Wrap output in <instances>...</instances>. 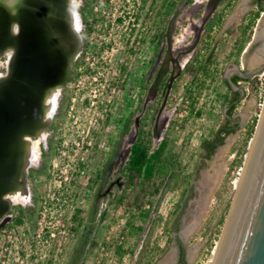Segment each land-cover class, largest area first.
Here are the masks:
<instances>
[{
    "label": "rangeland",
    "instance_id": "1",
    "mask_svg": "<svg viewBox=\"0 0 264 264\" xmlns=\"http://www.w3.org/2000/svg\"><path fill=\"white\" fill-rule=\"evenodd\" d=\"M175 1L166 13L169 0H83L87 46L43 136L32 138L38 153L27 166V191L0 227V264H168L178 237L188 264H211L244 172L247 128L264 100L263 73L241 77L235 85L243 90L224 78L239 74L235 64L261 66L252 42L264 0ZM171 56L180 69L165 97ZM162 61L164 76L154 83ZM234 89L239 99L228 111ZM236 123L203 160L201 140ZM139 128L152 148L168 143L166 171L151 186L129 182L125 170Z\"/></svg>",
    "mask_w": 264,
    "mask_h": 264
},
{
    "label": "water",
    "instance_id": "2",
    "mask_svg": "<svg viewBox=\"0 0 264 264\" xmlns=\"http://www.w3.org/2000/svg\"><path fill=\"white\" fill-rule=\"evenodd\" d=\"M213 7L210 5L202 17L195 43ZM75 18L72 0H0V56H9L6 73L0 77V227L8 220L12 204L7 195L27 191L31 141L41 135L51 119L47 115L50 105L45 100L55 85L62 89L71 80L72 65L82 47ZM14 24L18 25V33ZM263 27L259 18L252 42H259L253 48L255 54L264 45ZM251 44L244 50V61ZM178 61L179 57L165 97L179 73ZM235 65L242 78L264 71V60L255 70L242 71L240 64ZM224 79L230 88L235 85L229 77ZM252 138L255 140L249 150ZM249 142L241 167L245 168L244 174L239 190L234 191L211 264H264V100Z\"/></svg>",
    "mask_w": 264,
    "mask_h": 264
},
{
    "label": "trees",
    "instance_id": "3",
    "mask_svg": "<svg viewBox=\"0 0 264 264\" xmlns=\"http://www.w3.org/2000/svg\"><path fill=\"white\" fill-rule=\"evenodd\" d=\"M175 3H176L175 0H169V2L166 4V13L175 5ZM257 3L260 4L258 0ZM168 35L169 32L166 30L165 36L168 37ZM239 79L241 78L238 75H233L230 78L231 82H233L234 84H236ZM224 82L226 83L227 87L230 88L227 81L224 80ZM238 95H239V91L237 90L233 91L232 96L230 97L229 100V104L234 102L235 98ZM233 107L234 105L231 104L230 107L228 108V111H231ZM256 119L257 117H254L252 123L248 125L247 136L249 137L252 135ZM236 126L237 123L232 126H221L217 128V130L211 137L202 139L199 144L201 149L202 159L209 160L214 154L216 148L223 143L224 134L234 131ZM126 131H127V127L125 128V130L121 132V135H124ZM167 145H168L167 139L163 138L162 140L159 141L157 147L152 148L150 137L148 136V134H145L142 128H139L135 140L130 145L129 156L125 167L128 181L133 182L137 179H141V181L145 183L147 186H151L149 182L150 181L152 182L153 178L157 177L158 175L162 174V172L166 171L165 170L166 161L164 160L163 155L166 151ZM107 165H108V161L104 163L103 168L105 169ZM157 190L158 188L156 186V188H153V190L149 192L154 193ZM192 195H193V187L190 188L188 198L191 197ZM182 211L183 209L181 210L180 213H182ZM180 213L177 215V217L173 222L172 229L174 231H178ZM14 222L20 223L21 217L17 216L14 219Z\"/></svg>",
    "mask_w": 264,
    "mask_h": 264
},
{
    "label": "flooded vegetation",
    "instance_id": "4",
    "mask_svg": "<svg viewBox=\"0 0 264 264\" xmlns=\"http://www.w3.org/2000/svg\"><path fill=\"white\" fill-rule=\"evenodd\" d=\"M61 1V0H60ZM81 2H77V0H72L73 2V5H74V8H75V12H76V18L74 19V25L78 28V31L79 33L82 31V33L80 34L81 36V39H82V47L80 49V53H82L83 49L86 48L87 44L86 42H84V35H85V25L83 23V20H84V3H83V0H80ZM60 5V6H59ZM80 6V7H79ZM61 7V3H58V7L56 8L57 10H59ZM79 9V10H78ZM60 14V12H58ZM77 18H78V21H77ZM163 29H162V35H163ZM259 43V42H258ZM176 55V54H175ZM179 55V54H178ZM9 56L7 53H4L0 56V77L3 76L5 73H6V67H7V60H8ZM178 57H175V56H171L169 59L170 61L173 63V65H176L177 62H176V59ZM264 60V59H263ZM164 70H165V62L162 61L161 62V65H160V68L156 71L155 73V80H154V83H158L160 81V79L164 76L163 73H164ZM235 71V70H234ZM234 75H238V73H235ZM241 78V77H240ZM241 79H239L237 81V83L240 81ZM66 85V84H65ZM65 85L63 86V88L65 87ZM237 90V89H236ZM236 90H233V91H236ZM238 91V90H237ZM239 97V95L235 98V100ZM234 100V101H235ZM43 136V134H42ZM40 137V136H39ZM33 159V157H32ZM32 161V160H31ZM177 244V247H178V251L176 253V257L173 261L171 262H168V264H188V259H187V254H186V248L184 247V245L182 244L180 238H176V242ZM162 262L159 263L157 262L156 264H162L163 262H165V260L162 258L161 259Z\"/></svg>",
    "mask_w": 264,
    "mask_h": 264
},
{
    "label": "bare ground",
    "instance_id": "5",
    "mask_svg": "<svg viewBox=\"0 0 264 264\" xmlns=\"http://www.w3.org/2000/svg\"><path fill=\"white\" fill-rule=\"evenodd\" d=\"M262 18V17H261ZM260 21L261 22H264V14H263V18L262 19H260ZM75 23V22H74ZM76 24V23H75ZM76 27V26H75ZM77 28V27H76ZM263 31V32H262ZM262 31H261V33H262V35H263V37H264V27H263V29H262ZM264 58V45H263V47H262V49L259 51V54H255L254 56H253V58H252V61L254 62V61H256V60H258L259 58ZM260 67V66H259ZM255 70V69H254ZM263 74H264V71H263ZM50 108H51V106H50ZM50 111V109H48V112ZM48 112H47V115H48ZM49 117V116H48ZM40 136H42V133H41V135ZM254 140H255V138H253V141H252V145H251V148H249V150H251L252 149V146H253V143H254ZM36 140L35 139H32V141H31V144H32V148H33V155H31V158L33 157V159L34 158H36V155H37V153H38V151H37V148H36ZM250 143V142H249ZM248 158H249V156H248ZM30 161H31V159H30ZM244 168V167H243ZM243 170V169H242ZM244 170H245V168H244ZM243 174H244V172H243ZM242 177H243V175H242ZM242 177H241V180H242ZM241 180H240V183H241ZM208 184H210V183H208ZM207 185V184H206ZM208 186V185H207ZM239 186H240V184H239ZM237 190H239V187H238V189ZM208 191V190H207ZM18 192V195H15V196H13L12 195V193H14V192H12V193H10V194H8L7 195V198L11 201V203H13V202H16V201H20V199H21V197H22V195L24 194L23 192H21L20 191V194H19V191H17ZM25 197V196H24Z\"/></svg>",
    "mask_w": 264,
    "mask_h": 264
},
{
    "label": "clouds",
    "instance_id": "6",
    "mask_svg": "<svg viewBox=\"0 0 264 264\" xmlns=\"http://www.w3.org/2000/svg\"><path fill=\"white\" fill-rule=\"evenodd\" d=\"M14 29L17 31L18 33V25L14 24ZM61 94V89L59 85H55L51 90H50V94L47 96L45 103L47 105H50V111L48 112V116L51 117L56 108L58 107V101H59V97Z\"/></svg>",
    "mask_w": 264,
    "mask_h": 264
}]
</instances>
